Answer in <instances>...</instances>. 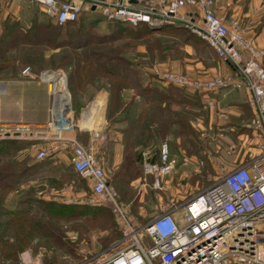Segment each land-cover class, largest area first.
<instances>
[{"label":"rangeland","instance_id":"obj_1","mask_svg":"<svg viewBox=\"0 0 264 264\" xmlns=\"http://www.w3.org/2000/svg\"><path fill=\"white\" fill-rule=\"evenodd\" d=\"M214 14L223 19L230 18L225 14L223 17L219 16L215 8ZM34 17L43 24L48 23L40 6L33 2L0 0V38L8 25L12 26V30L20 27L27 29ZM234 22L237 21H232L229 28ZM12 23L19 25L14 26ZM54 32L56 31L53 30ZM56 34L58 53L56 55L52 50L53 55L47 59L49 62L51 60L52 66H48L47 70H61L66 76L68 87V83L69 86L72 84V64L85 67L83 78H80V73L76 70L73 75V82L79 86L75 96H71L74 111L92 102L98 93H105L106 134L111 130L109 134L112 137L115 129L117 132L126 131L131 124L132 114L150 113L153 106L161 103L163 99L159 92L173 86L162 82L159 76L163 72L199 82L232 75L228 65L222 62L204 41L173 26L153 30L126 24L117 27L100 15L92 14L81 15L78 25ZM240 35L242 36L241 32ZM242 38L264 51L252 41L243 36ZM15 56L9 57L10 62L15 60ZM261 65L264 67V58ZM106 69L120 74L127 71L131 73L128 72V78L120 81L103 74L102 70ZM8 75L6 72H0V80L12 78ZM117 82L124 85L118 91L115 90ZM180 89L179 94L186 96L187 103H191L189 98L194 99L197 94L205 96L212 93ZM143 91L147 96L142 94ZM137 94L141 95V98H136V106L132 107V99L137 97ZM147 98L153 100L151 105L146 104ZM186 108V126L181 130L180 136L164 135V111L159 107L160 115H156L154 119V136L148 134L149 137H145L144 133V136H139L138 144L132 139L136 146L132 152H125L122 164L117 169L111 166L103 167L109 185L119 204L125 209L126 219L135 228L148 223L160 213L162 207L180 203L258 153L257 148L262 140L255 138L249 129H242L244 125L251 124L253 118L249 117L241 125L235 124L234 121L233 125L227 122L228 125L224 126L222 133L205 131L198 126L201 115H197V109L190 105ZM215 112L220 119L222 114ZM118 115L121 118L116 121ZM195 118L199 122H195ZM76 119L77 116L74 115L73 122L78 131L79 124ZM231 128L233 132H228ZM75 139L84 148L90 149L98 162L106 141H92L87 133L80 134L79 131L76 132ZM15 142L29 144L34 141ZM163 143L181 148L183 159H176V171L155 185L153 178L143 173L140 163L136 164L130 160L148 147L157 151ZM42 150L46 153V158L43 161L35 159L39 166L25 175L21 174L20 178L10 179L12 186L3 191L5 195L0 196L3 197L0 198V205L3 204V212L0 211V240L3 238L1 236L9 235L10 230L15 229V224H12L8 233L4 231V221L9 217L4 213L17 211H26L30 217H37L36 219L42 217L38 221L45 224L47 230L53 232V236L47 237V234L39 231L24 233L27 236L20 243L22 247L19 249L20 244L9 235L2 240L6 244L0 241V264H95L118 250L124 232L122 223L109 205L92 195L87 180L72 171V174L67 172L70 166L66 145L60 150L59 156L53 159L49 147L45 146ZM53 210H58V217H47L48 212ZM103 210H106L107 214L100 216L103 215ZM16 250L14 256L6 260L3 258L4 253Z\"/></svg>","mask_w":264,"mask_h":264},{"label":"built area","instance_id":"obj_2","mask_svg":"<svg viewBox=\"0 0 264 264\" xmlns=\"http://www.w3.org/2000/svg\"><path fill=\"white\" fill-rule=\"evenodd\" d=\"M40 6L54 24L63 26L81 15L98 14L109 23L145 26L148 30L173 26L200 40L229 65L233 74L206 82L163 72L162 82L204 92L243 90L254 111L246 125L262 140L256 156L244 161L206 188L180 203L160 209V213L140 228L126 219L125 209L109 185L103 167L74 136V111L67 79L61 70L34 73L24 67L19 77L44 86L50 97L49 121L43 125L6 123L0 118L1 141L60 140L69 150V166L84 178L92 195L109 205L124 229L118 250L95 264H264V51L245 42L239 24L229 28L214 14L215 0H25ZM7 81L0 80V105ZM107 95L98 93L78 113V128L89 132L92 141L104 143V110ZM223 117V115H221ZM140 165L145 175L158 185L172 175L177 162L167 143L157 151H141ZM46 157L39 151L37 160ZM27 256V255H26Z\"/></svg>","mask_w":264,"mask_h":264},{"label":"crops","instance_id":"obj_3","mask_svg":"<svg viewBox=\"0 0 264 264\" xmlns=\"http://www.w3.org/2000/svg\"><path fill=\"white\" fill-rule=\"evenodd\" d=\"M214 8L219 16L223 17L224 14L225 16L229 15V19L224 18V22L227 27L231 25L232 21H237L242 36L245 39L252 41L257 47L264 49V0H215ZM46 19L48 22L51 21L47 17ZM34 20L37 24H43L42 22H39L37 18H35ZM228 67L230 68V73L233 74L232 68L229 65ZM19 73L13 78L5 79V81H7V91L2 101V109L0 111L1 120L6 123H25L37 125H43L47 123L49 121L50 97L47 93L46 88L35 83H27L22 81L19 77ZM171 87L177 90H181L180 88H175L173 86ZM167 89H164L162 91L166 95L169 94V97L171 98H169V100H162L160 104L162 110L164 111L163 120L165 121V136H172V134L174 136H180L181 130L186 126V107L188 105L194 106L197 109V115H201V121L198 126L204 128L205 131L214 130L222 133L225 130L224 126L228 125L227 122L233 125L234 121L235 124L238 123L239 125H241L242 123H244V120L248 119L249 117H254V111L249 106V97L243 90H233L229 92L217 91L208 93L205 96L202 94H197L194 99H188L189 101H191V103H187L186 96H180L179 91L175 96V93H171L170 89ZM136 96L137 97H134L132 99V107L136 106V103L138 101V99L136 98H141V96L138 94ZM152 103L153 100L147 98L146 104L151 105ZM82 108L83 107H79L78 109H76L77 111H74L75 109L73 108L74 115L77 116ZM215 111H218L219 114L221 113L223 117L219 119ZM141 115V113L132 114V119L138 121ZM147 116L149 118V121H151L152 118L150 117L149 113H147ZM120 118L121 116L118 115L116 121H119ZM76 120H78V116ZM152 121H154V119ZM195 122H199V120L195 118ZM104 124L106 142L103 146L104 150L100 152L98 164L101 167L111 166L113 169H117L122 164V160L124 159L125 154L123 136L122 133L117 132L116 129L114 131L112 130L114 133V137L109 134L111 133V130H108V134H106L107 121L105 116ZM243 128L247 129L246 125H244L242 129ZM154 130L155 124L153 122L147 127V133L150 136H154ZM78 131L80 134L87 133L88 136L90 135L89 132H81L80 130ZM78 131L76 130L75 125L74 134L71 135L68 133L65 134V136L75 137L76 132ZM228 132H233L232 128L228 130ZM64 145L66 144L57 139L50 141L40 140L31 142L28 146H26V148L18 152L17 160L18 162L24 164L26 167H29L34 162L42 161L37 160L34 155H37L39 151H43V147L47 146L51 149V158L53 159L56 156H59V153H61L60 150L63 149ZM150 148L153 147H148L146 149ZM168 148L170 156L172 158H174L175 160L179 158L183 159V152L181 148L169 145ZM68 158L69 155L67 157V160ZM35 159L37 161H35ZM130 161L138 164L140 163V156H135L134 158L131 157ZM69 168L70 167H68V169ZM67 172L72 174L71 168L70 170H67ZM132 185L133 184L131 182L130 187H132ZM205 186H207V184L204 185V187ZM53 200L54 199H51V201Z\"/></svg>","mask_w":264,"mask_h":264},{"label":"trees","instance_id":"obj_4","mask_svg":"<svg viewBox=\"0 0 264 264\" xmlns=\"http://www.w3.org/2000/svg\"><path fill=\"white\" fill-rule=\"evenodd\" d=\"M36 17L33 18L32 24L27 28H17V30L13 29L12 26L8 25L3 30V36L0 38V72L1 73H8V77H15L24 67L29 66L34 73H39L41 71L47 70L48 66H52V62L50 60L47 61L48 58H50L53 54V51L58 53V34L56 32L62 31L64 29L76 26L79 24V20L72 24H66L63 26H58L54 24L53 22H48L47 24H37L34 20ZM112 24V23H111ZM14 26H18V23H12ZM113 25L119 27L122 26L120 23H113ZM138 27V26H137ZM141 27H144L145 30H148L145 26L141 25ZM56 32L53 33V30ZM17 53V54H15ZM12 55L15 56V60L10 62V58ZM73 65V71L71 74V82L72 84L68 83V90L70 92V96H75L77 88L79 86H76L73 82V75L75 73V70L80 73V78H83L85 67H80L78 65ZM23 66V67H22ZM21 67V69H20ZM51 69V68H50ZM103 74L108 75L113 78H117L120 81H123V79L128 78V72L120 74L117 71L113 70H102ZM131 73V72H129ZM79 78V79H80ZM118 84L115 85V90L118 91L122 85L120 82H117ZM171 93H175V95L178 93L177 89L169 88ZM147 91V89H146ZM155 91L153 90L152 93ZM160 95L162 96V99L169 100V94H164L163 92ZM142 94L147 93L145 91L142 92ZM141 96V95H140ZM161 103L156 106L152 107V110L150 109V117L152 118L151 121H149V118L147 116V113H141L142 115L139 117L138 121H135L134 119H131L130 125H128V128L126 131H122V136L124 140V146H125V152H132L134 150V147L139 142V136L145 135L147 137V127L155 122L152 121L155 119L156 115H160L159 107ZM164 132V129H163ZM145 133V134H144ZM149 137V135H148ZM132 139L134 141H132ZM28 143H21V142H15V141H1L0 142V196L5 195L3 194V191H6L8 188L12 186V183L10 182V179L14 178H20L21 174H24L30 170H35L39 165L37 162H34L31 166H25L24 164L18 162L17 155L18 152L26 146H28ZM138 157V156H137ZM43 161V160H42ZM71 168V167H70ZM72 171V170H71ZM73 172V171H72ZM9 190V189H8ZM1 199L3 197H0ZM2 201V200H1ZM50 206H53V204H48ZM3 204L0 205V211L3 212ZM60 213L58 210H53L48 212L47 217H58ZM106 210H103V215H106ZM5 216H9L7 220L4 221V231L6 233L9 232L8 228L15 224V229L10 230L8 233L12 238L15 239L16 243L20 244L23 242L24 238H26L27 232H34L37 231L41 232L42 234H47V237L52 238V231H48L45 224L43 225L38 220L42 217H38L39 219H36L34 217H30L29 214L26 211H17L14 212H8L4 213ZM20 215V216H16ZM16 225L18 227H16ZM50 233V236H49ZM9 235L1 236L3 237L0 241L2 244H6V242H3L6 238L9 237ZM22 235V236H21ZM3 240V241H2ZM22 245L18 247L21 249ZM17 253L16 251L7 252L4 253V259H9L10 257L14 256Z\"/></svg>","mask_w":264,"mask_h":264}]
</instances>
